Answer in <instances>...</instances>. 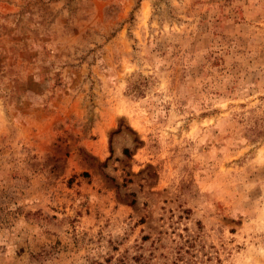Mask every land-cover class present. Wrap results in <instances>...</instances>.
Masks as SVG:
<instances>
[{"label": "rangeland", "instance_id": "1", "mask_svg": "<svg viewBox=\"0 0 264 264\" xmlns=\"http://www.w3.org/2000/svg\"><path fill=\"white\" fill-rule=\"evenodd\" d=\"M0 264H264V0H0Z\"/></svg>", "mask_w": 264, "mask_h": 264}, {"label": "trees", "instance_id": "2", "mask_svg": "<svg viewBox=\"0 0 264 264\" xmlns=\"http://www.w3.org/2000/svg\"><path fill=\"white\" fill-rule=\"evenodd\" d=\"M122 151H123V153H125V154L127 153V149H123ZM110 179H111V178H110Z\"/></svg>", "mask_w": 264, "mask_h": 264}]
</instances>
